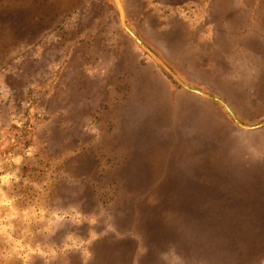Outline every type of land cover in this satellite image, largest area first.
Wrapping results in <instances>:
<instances>
[{"label":"rangeland","instance_id":"rangeland-1","mask_svg":"<svg viewBox=\"0 0 264 264\" xmlns=\"http://www.w3.org/2000/svg\"><path fill=\"white\" fill-rule=\"evenodd\" d=\"M39 1L0 15V264H264V125L118 0ZM121 2L264 119V0Z\"/></svg>","mask_w":264,"mask_h":264},{"label":"trees","instance_id":"trees-1","mask_svg":"<svg viewBox=\"0 0 264 264\" xmlns=\"http://www.w3.org/2000/svg\"><path fill=\"white\" fill-rule=\"evenodd\" d=\"M28 1L30 2V4L18 3L16 0H0V15H1L3 10L6 11V9H9V10H11V12H14L16 10H19L15 6L24 5V6L28 7L29 12H30L29 13L30 16L28 18V21H30L32 15H36L37 17H39L41 19V21L45 20V16H43V15H46V12L44 11V9H42V5H43L42 1H39V0H28ZM12 2H15L14 7L13 8L7 7V6H10L12 4ZM2 15H4V14H2ZM53 19L55 20L54 28H56V27H58L59 29L62 28L61 22H58V21H60L61 17L60 18H53ZM36 21H40V20L36 19L33 22H36ZM42 24H44L45 27H50V25L48 26V24H50V23L44 22ZM44 32H47V30L45 29ZM18 56H19V54H13V55L8 56L6 59L0 58V69H3V68H5L11 64H14V62H15L14 59H16ZM0 57H3V56L0 55ZM16 69L17 68L13 69V72L15 73V75H14V78L12 79V82L11 81L7 82V84L9 85L8 94L6 95V97H1L2 94L0 93V118H3L4 122L8 121L10 118L15 116L16 115L15 111H19L20 107L25 108V110H26V109L32 107V105H33L32 99L30 97L27 99L21 97V93L22 92L25 93V89H21L20 85L17 83V80L19 79V77L16 75ZM20 112H21V110H20ZM28 113H30V112H28ZM13 119H14V117H13ZM12 126L16 127L17 129H20V130L23 129L24 130V131H22V133H18V134H16V132H15L14 138H13L14 142L12 145H19L20 142H22V143L24 142L22 147L23 148L28 147V144L30 143L28 136H31V135L33 136V130L29 131L27 127L18 126L16 123H14ZM25 128H26V130H25ZM28 131L31 132L32 134L29 133ZM74 139L78 140L79 137L78 138L76 137ZM11 147H13V146H11ZM21 148L19 150L11 148L13 151L12 153H19V152L24 151ZM124 251H125V248H124Z\"/></svg>","mask_w":264,"mask_h":264},{"label":"water","instance_id":"water-1","mask_svg":"<svg viewBox=\"0 0 264 264\" xmlns=\"http://www.w3.org/2000/svg\"><path fill=\"white\" fill-rule=\"evenodd\" d=\"M118 5L121 12V21L124 26V28L129 32V34L136 40V42L146 51L148 52L156 61H158L183 87L187 88L190 91L196 92L200 95H203L205 97H208L212 100H215L216 102L220 103L230 114L232 119L238 124L239 126L246 128V129H253L264 125V119L260 122H257L255 124H247L243 122L238 115L235 113V111L232 109V107L222 98H220L217 95H214L212 93H209L207 91H204L202 89H199L195 86H192L188 82H186L174 69L173 67L168 64L166 61H164L128 24L121 0H118Z\"/></svg>","mask_w":264,"mask_h":264}]
</instances>
